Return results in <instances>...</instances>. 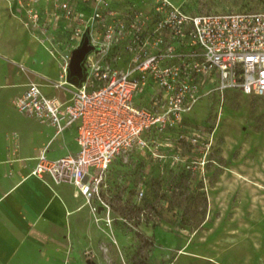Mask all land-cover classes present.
Masks as SVG:
<instances>
[{
	"label": "built area",
	"instance_id": "1",
	"mask_svg": "<svg viewBox=\"0 0 264 264\" xmlns=\"http://www.w3.org/2000/svg\"><path fill=\"white\" fill-rule=\"evenodd\" d=\"M41 1H20L23 26L47 42L59 66L52 86L70 96L46 95L30 82L12 105L55 134L75 127L77 152L51 160L41 149L29 174L74 186L92 213L106 207L118 154L162 158L197 142L200 126L188 117L203 96L233 90L264 97V11L190 14L169 0ZM85 34V76L73 85L69 61Z\"/></svg>",
	"mask_w": 264,
	"mask_h": 264
},
{
	"label": "rangeland",
	"instance_id": "2",
	"mask_svg": "<svg viewBox=\"0 0 264 264\" xmlns=\"http://www.w3.org/2000/svg\"><path fill=\"white\" fill-rule=\"evenodd\" d=\"M6 1L20 12V1L32 0ZM169 1L190 14L264 11V0ZM35 55L33 68L49 58L41 46ZM9 98L4 93L2 101ZM188 120L201 133L194 145L182 142L180 154L117 155L107 174L106 207L90 211L88 235L67 240L48 262L264 264V97L209 93Z\"/></svg>",
	"mask_w": 264,
	"mask_h": 264
},
{
	"label": "crops",
	"instance_id": "3",
	"mask_svg": "<svg viewBox=\"0 0 264 264\" xmlns=\"http://www.w3.org/2000/svg\"><path fill=\"white\" fill-rule=\"evenodd\" d=\"M40 46L48 53L47 42L23 26L20 12L0 0V264H51L49 259L63 251L67 240L82 242L92 223L90 208L74 186L29 174L41 149L51 160L78 150L74 126L55 134L51 126L12 105L30 82L46 95L70 96L52 86L59 66L49 53L33 68ZM4 93L10 95L7 103Z\"/></svg>",
	"mask_w": 264,
	"mask_h": 264
},
{
	"label": "water",
	"instance_id": "4",
	"mask_svg": "<svg viewBox=\"0 0 264 264\" xmlns=\"http://www.w3.org/2000/svg\"><path fill=\"white\" fill-rule=\"evenodd\" d=\"M90 50L91 47L88 45L87 34H85L80 47L73 50L71 53L69 66H68V75H67V81L70 84L79 85L80 82L84 79L85 70L82 66V63L84 61L86 54L89 53ZM87 263L89 264L90 261L88 260Z\"/></svg>",
	"mask_w": 264,
	"mask_h": 264
}]
</instances>
